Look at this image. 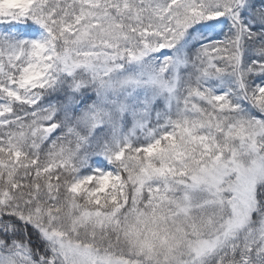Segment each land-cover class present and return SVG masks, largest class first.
I'll use <instances>...</instances> for the list:
<instances>
[{"label":"snow or ice","instance_id":"1","mask_svg":"<svg viewBox=\"0 0 264 264\" xmlns=\"http://www.w3.org/2000/svg\"><path fill=\"white\" fill-rule=\"evenodd\" d=\"M0 264H264V0H0Z\"/></svg>","mask_w":264,"mask_h":264}]
</instances>
